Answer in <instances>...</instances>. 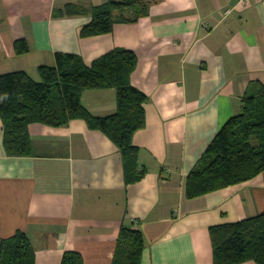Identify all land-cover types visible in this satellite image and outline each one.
I'll list each match as a JSON object with an SVG mask.
<instances>
[{
  "label": "crops",
  "instance_id": "1",
  "mask_svg": "<svg viewBox=\"0 0 264 264\" xmlns=\"http://www.w3.org/2000/svg\"><path fill=\"white\" fill-rule=\"evenodd\" d=\"M118 1L141 5L114 11L112 32L84 37L94 8L109 0H0V75L23 71L40 82L39 67L54 66L57 53L91 66L126 49L137 56L131 84L147 97L145 126L133 135L144 175L129 184L118 146L85 120L33 124L31 155L9 156L0 117V240L25 233L35 264H61L67 251L84 264H113L126 227L144 236L141 264H214L210 228L264 213V172L195 199L185 181L241 113L250 85H264V0ZM82 104L111 116L116 90H86Z\"/></svg>",
  "mask_w": 264,
  "mask_h": 264
},
{
  "label": "trees",
  "instance_id": "2",
  "mask_svg": "<svg viewBox=\"0 0 264 264\" xmlns=\"http://www.w3.org/2000/svg\"><path fill=\"white\" fill-rule=\"evenodd\" d=\"M136 1L109 0L94 8L91 23L82 36L110 33L113 13L135 7ZM141 5V4H140ZM139 10V9H138ZM137 17L147 15L144 7ZM136 17V18H137ZM17 54L28 52L24 40L15 43ZM54 66H40L41 81L23 71L0 75V117L4 125V148L9 156H30L29 127L41 124L66 126L82 119L90 128L107 134L124 159L125 181H138V148L133 135L145 126L147 97L132 86L130 77L137 66L133 51L115 49L86 65L76 55L57 53ZM115 89V114L94 117L82 104L86 90ZM264 172V85L253 82L244 95L241 113L221 127L202 158L185 181L187 199H195L247 182ZM214 264H264V213L236 223L210 228ZM145 239L140 230L122 227L113 264H141ZM0 264H35L32 244L25 233L0 240ZM61 264H84L75 251L64 253Z\"/></svg>",
  "mask_w": 264,
  "mask_h": 264
},
{
  "label": "built area",
  "instance_id": "3",
  "mask_svg": "<svg viewBox=\"0 0 264 264\" xmlns=\"http://www.w3.org/2000/svg\"><path fill=\"white\" fill-rule=\"evenodd\" d=\"M241 3H246L247 0H239Z\"/></svg>",
  "mask_w": 264,
  "mask_h": 264
}]
</instances>
